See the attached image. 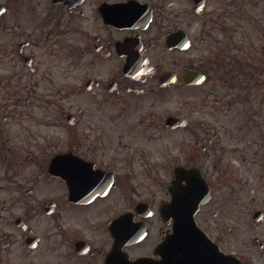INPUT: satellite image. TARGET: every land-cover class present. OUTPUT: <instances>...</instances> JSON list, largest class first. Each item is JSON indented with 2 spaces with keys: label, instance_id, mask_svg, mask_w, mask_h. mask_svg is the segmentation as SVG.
Segmentation results:
<instances>
[{
  "label": "flooded vegetation",
  "instance_id": "1",
  "mask_svg": "<svg viewBox=\"0 0 264 264\" xmlns=\"http://www.w3.org/2000/svg\"><path fill=\"white\" fill-rule=\"evenodd\" d=\"M69 153L111 187L70 182ZM208 244L264 264V0H0V264H209Z\"/></svg>",
  "mask_w": 264,
  "mask_h": 264
},
{
  "label": "snow or ice",
  "instance_id": "2",
  "mask_svg": "<svg viewBox=\"0 0 264 264\" xmlns=\"http://www.w3.org/2000/svg\"><path fill=\"white\" fill-rule=\"evenodd\" d=\"M60 168L64 170L65 174L68 176L70 182H76L81 185H86L87 187H92L100 183L99 191H103L104 187H111V185L106 184V179L101 182V173L92 170V166L84 162V160L73 156L71 153L64 156L60 161ZM180 179L187 180L185 185L179 183ZM197 184L196 177H179L177 179L176 189L174 192V199L176 201L181 200L186 195L194 191ZM129 218L123 217L117 225H115V234L118 236L120 230L125 226Z\"/></svg>",
  "mask_w": 264,
  "mask_h": 264
},
{
  "label": "rangeland",
  "instance_id": "3",
  "mask_svg": "<svg viewBox=\"0 0 264 264\" xmlns=\"http://www.w3.org/2000/svg\"><path fill=\"white\" fill-rule=\"evenodd\" d=\"M215 1L216 0H210V2H213V3ZM251 24L253 25V22ZM251 28H252V26H251ZM194 35L197 36L196 32H193L192 36H194ZM249 38H250L249 39L250 43L256 44V46H257V43L260 41L259 34L256 33L255 31L254 32L250 31ZM252 51H254L253 48H251L248 52H252ZM190 54L193 57H196L197 55L199 56L201 54V49H199L198 46L197 47H191ZM243 211L244 210H242V209L234 210V213H235L234 218H244L245 216L242 215Z\"/></svg>",
  "mask_w": 264,
  "mask_h": 264
},
{
  "label": "water",
  "instance_id": "4",
  "mask_svg": "<svg viewBox=\"0 0 264 264\" xmlns=\"http://www.w3.org/2000/svg\"><path fill=\"white\" fill-rule=\"evenodd\" d=\"M174 202H181V203H183V198L181 200H179V201L174 200Z\"/></svg>",
  "mask_w": 264,
  "mask_h": 264
}]
</instances>
